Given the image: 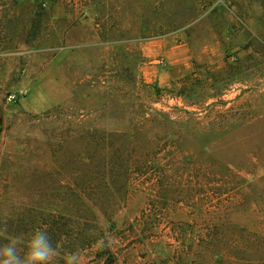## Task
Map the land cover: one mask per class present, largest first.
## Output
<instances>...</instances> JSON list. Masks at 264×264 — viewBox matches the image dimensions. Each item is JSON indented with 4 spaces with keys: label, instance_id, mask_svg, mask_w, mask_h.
Segmentation results:
<instances>
[{
    "label": "rangeland",
    "instance_id": "rangeland-1",
    "mask_svg": "<svg viewBox=\"0 0 264 264\" xmlns=\"http://www.w3.org/2000/svg\"><path fill=\"white\" fill-rule=\"evenodd\" d=\"M37 229L264 264V0H0V246Z\"/></svg>",
    "mask_w": 264,
    "mask_h": 264
},
{
    "label": "clouds",
    "instance_id": "clouds-1",
    "mask_svg": "<svg viewBox=\"0 0 264 264\" xmlns=\"http://www.w3.org/2000/svg\"><path fill=\"white\" fill-rule=\"evenodd\" d=\"M22 245H24L23 235L12 237L8 243L0 246V264H55L60 255L59 249L53 246L46 229L34 231L27 241L26 250ZM65 264H81L80 254L75 252L67 255Z\"/></svg>",
    "mask_w": 264,
    "mask_h": 264
},
{
    "label": "built area",
    "instance_id": "built-area-1",
    "mask_svg": "<svg viewBox=\"0 0 264 264\" xmlns=\"http://www.w3.org/2000/svg\"><path fill=\"white\" fill-rule=\"evenodd\" d=\"M8 100H15L14 95L9 96V99Z\"/></svg>",
    "mask_w": 264,
    "mask_h": 264
}]
</instances>
